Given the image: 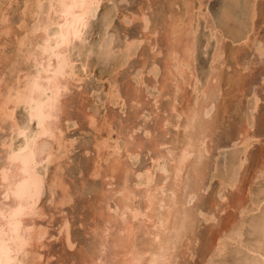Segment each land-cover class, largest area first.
Masks as SVG:
<instances>
[{"label":"rangeland","instance_id":"374dc122","mask_svg":"<svg viewBox=\"0 0 264 264\" xmlns=\"http://www.w3.org/2000/svg\"><path fill=\"white\" fill-rule=\"evenodd\" d=\"M35 1L28 0V3L34 5L32 3ZM41 1L43 5L37 14L26 13L24 15L22 9L24 0H0V7L3 8L6 5L7 8L5 10L7 21L0 24L2 33H0V77H2L1 82L4 85L10 83L15 77V72H8L13 66V60L20 65L19 69L29 67L24 62L23 54H20L17 50L18 39L24 36L25 29L22 27L25 24L27 28L39 32L38 27L46 17L45 8L47 6L44 4L45 0ZM223 1L208 0L204 5L200 4V0H101L97 12L90 18L81 37L75 41L80 43L83 40L86 45L81 52L82 57L84 54L86 55V52L88 54L85 61L86 73L81 72L80 60L76 59V71L79 72L80 70V73L84 75L77 82L68 79L69 83H67L61 96L62 103L57 119L60 123H58V126L62 130L59 134L62 150L59 148L56 151L57 153L55 152L58 156L57 160L54 159L55 162L53 160L44 168L46 170L45 184L38 201L41 214L33 218V223L45 232L38 243L39 245H32L38 251L40 257L35 262H28L29 264H89V262L93 263V258H99V261L101 260L100 262L103 264L107 262L112 250L110 247L112 245L111 240L119 226L118 219L112 217L117 210L107 209L108 206L113 208L117 197L120 196L119 191L117 192L116 189L123 186V184L131 187L136 194L133 203L137 206L141 205L143 202L141 191L146 190L144 188L146 184L140 183L137 185L138 178H135L136 174L150 167L152 168L153 164L165 165L168 163L167 167L170 170V159L173 158L171 156L173 154L175 156L181 145H183V142H181L183 128L179 125L178 127L175 126L174 122H177V124L179 122L183 123L189 115L188 110L191 109V113L193 109L191 106L194 105L193 95L195 94H193L192 83L190 82H193V80L189 72L196 73L199 84L205 86L208 85L210 70L212 71L211 65L216 66V72L219 71L217 79L211 84L213 85L212 102L214 105L211 113L213 116L215 115L214 127L210 129V137L207 138L206 142L209 153L205 158L204 178L199 181L202 188L199 187L197 194L187 204V207L200 209L203 213H207L206 215H211L209 218L213 219L212 222L210 219V221L205 220L200 214V219L198 215V219L193 221V224H196V222L197 224L196 226L192 224L187 234L188 239L190 238L187 242L188 247L193 251V256L190 257L186 254L182 259L187 261V264H200L208 258L207 251L209 246L211 247V244L215 243L218 231H222L225 236L232 234L231 230L238 222L235 204L237 205L238 201L248 202L246 185L250 183L248 181L252 179L256 166L264 156V56L258 55L254 49V45L259 40L260 43L264 44V0H256L258 11L253 23L254 29L250 32V38L253 37L254 39H250L242 47L239 46L240 43H233L229 38L219 39V30L216 33L212 29V21L217 24L220 21L219 16ZM198 2L202 7H199ZM107 7L110 8L112 13L111 22L105 28L103 13ZM124 14L128 15L131 21L128 20L129 22H127L128 18L122 21ZM129 14L132 15H130L132 18ZM141 15L146 17L145 27L142 18L139 17ZM189 18L192 19L191 25L188 23ZM23 19L24 22H21ZM5 23L9 28L6 29V32L2 30ZM171 30H175V32L173 33ZM102 36L110 41L114 51L113 57L111 56L109 60H104L102 56H99L97 50L89 52L88 49L89 44H97ZM125 41L127 42L125 43ZM130 41L134 44L130 45ZM129 45L131 48L135 45L131 49V55L119 64V57L125 55ZM216 53L219 56L216 57ZM174 55L176 57L181 55L179 58L186 57L189 61H187V65L189 64L190 71L188 68V70L186 69L184 81L176 82L174 76L168 74V70L171 68L170 58ZM77 58L80 59L81 56L78 55ZM150 65L154 70L157 69V71L155 70L156 73L151 71ZM10 78L11 80H8ZM176 84L179 86L177 90H175ZM108 85L112 87V90L115 88V91L111 92L107 100L105 95L110 88ZM253 92L258 93L260 101H258L256 109L252 111L254 117L251 118L252 128H250L245 115ZM171 103H174L175 106L172 110L171 107L169 108ZM15 112H18V114L14 113L17 120L20 119V122H18L22 125L27 124V114L23 106H18ZM247 113L251 112L247 111ZM164 118H168L170 122L164 123ZM0 126V165H2L4 162L3 144L9 136V130L1 120ZM34 126H36V123L35 120H32L30 128L34 129ZM243 130L248 131L249 135L253 137L248 149V159L238 172L237 187L233 189L221 188L223 186L220 184L219 177L228 175L227 172L230 168L228 165V168H226L223 163L224 160L231 159L233 146L219 150L216 149L219 147L215 145H230L231 140L234 141L238 136H241L237 132L242 133ZM102 137L106 139H102ZM98 139L100 140L98 141ZM13 140L14 142H12L16 145L21 141V137H15ZM70 140H72V143ZM101 140L104 141L103 143H107L105 145L101 144ZM97 142L106 149L102 151L103 147L96 144ZM108 142L111 146L107 145V147ZM113 143H116L115 146ZM67 146L70 148H67ZM112 146L118 150H115L117 153L112 152L114 150ZM99 154L103 157L101 158ZM111 155L113 156L112 159ZM215 155L217 156L215 157ZM192 157L193 154L189 156L188 161ZM214 164L215 166H213ZM59 167H61V170ZM226 170L228 171L226 172ZM152 172L153 182L151 181V183H171V172H163L153 168ZM164 175L167 177L163 179ZM53 176L59 178L61 187L49 185ZM218 185H220V188ZM253 187L255 191L256 187L254 185ZM52 190L55 191L52 192ZM222 193L225 198L220 196ZM62 195H66L67 198L64 203H60ZM259 195L257 194V196ZM162 210L163 207H160L159 211L163 212ZM143 216L139 215L137 219L133 220L134 224H141ZM249 216L251 217V214ZM231 222H233V229L230 226ZM104 226H108L109 229L105 231L106 227L104 228ZM66 230L72 241V246L66 244ZM110 231L112 233H109ZM253 232V226L248 223L245 224L242 231L243 242L251 243L254 237ZM140 233L143 234L141 230L136 233L138 244L143 239ZM225 236L223 238H226ZM102 241L105 242L107 247L101 251L98 246ZM225 241L228 243V239ZM98 250L99 253L97 254ZM244 254L245 252L236 248V245L228 244L223 255L213 256L212 258L221 259L222 264H235L239 262L235 260L245 258Z\"/></svg>","mask_w":264,"mask_h":264},{"label":"bare ground","instance_id":"6f19581e","mask_svg":"<svg viewBox=\"0 0 264 264\" xmlns=\"http://www.w3.org/2000/svg\"><path fill=\"white\" fill-rule=\"evenodd\" d=\"M207 1L208 0H200V4L205 5ZM32 4L34 5L29 4L28 0H24L22 8L24 15L26 13L32 15L37 14L41 9L40 7L43 5L41 0H36ZM44 4L47 5L45 8L46 17L39 24V32H36V30L34 29L27 28L25 24L22 27L25 29H22L24 30V36L18 39L17 50L18 52H20V54H23L24 62H26L29 67L27 66V69H19L20 65L18 63L16 64L15 60H13V66L10 71L8 70V72H15L14 79L10 83L8 82L9 84L6 83L7 85H4L2 84L3 82H1L2 77H0V120L7 125V128L9 130V136L3 144L4 162L2 163V165H0V264H27L28 262L37 261V258L40 257L38 251L35 250L33 246L39 245L38 243L44 236L45 231L34 225L33 218L41 214V210L38 208V201L43 193V187L45 184L44 180L46 170L44 168L48 163L53 162V160L58 157L56 156L55 152L59 148H61V138H59V134L62 130H60L61 128H59L58 126L59 122L57 119L62 103L61 96L63 90L67 86V83H69L68 79H71L72 82H77V80H81L82 75H84L80 73V70L81 72L83 71V73H86L85 61L87 58L86 55L88 54L86 52V55L84 54L83 57L81 54L83 48L86 47V45L84 44L83 40L82 42L80 41V43H76L75 41L81 37L84 29L88 25L90 18L93 17L97 12L98 8L100 7L101 0H45ZM256 6V0H224L219 16L220 21L218 22V24L212 21V29L216 31V33L219 30V39L225 40L229 38L233 43H242V45L239 44V46L242 47L243 44L248 43V41L253 38H250V32L254 29L253 23L258 11ZM1 7L0 24L7 21V13L5 11L7 10L6 5L3 8ZM199 7L202 6L199 5ZM111 13L112 12L110 8L107 7L104 9L103 14L105 17V28L111 22ZM130 15L131 14H129V16ZM141 16L139 17L142 18L145 27L146 17L144 16V18L143 16ZM125 19H127V22L131 21L129 20L128 15L124 14L122 21H124ZM21 22H24V19L21 20ZM188 23H190V25L192 24L191 18L188 19ZM7 26V23H5L4 27L2 28L4 32H6V29L8 28ZM28 32L30 34H27ZM171 32L174 33L175 30H171ZM77 33L79 35H77ZM252 41L254 42V40ZM259 41L256 45L253 44L254 49L256 50L258 55L264 56V44L260 43L261 41ZM126 42L127 41H125V43ZM131 42L132 41H130V45H133L134 43ZM130 45L129 47H127L125 55H122L120 57L116 56L120 58L119 64L123 63V61L131 55V49L135 45L132 48ZM88 49L89 52H95V50H97L99 56H102L104 60H109L111 56L113 57L114 51L110 45V41L108 39H105L103 36L100 38L97 44H89ZM172 51L174 50L172 49ZM78 55L81 56L80 59L77 58ZM217 56H219V54H217L216 57ZM179 57H176L175 55L171 56V68L168 70V74H172L176 79H174L176 82H179L181 80L184 81V74L187 68L190 71V68L188 67L189 64L187 65L188 59H186V57ZM76 59L80 60L79 72L76 71ZM211 68L212 71L209 68L211 73L208 79V85L205 86L199 84L196 73H194L193 71L189 72L193 80V82H190L192 83L191 88L194 92L193 94H195L193 95L194 98L192 97L194 99V105H190L191 108L193 107V109L190 113L191 109L189 108V115L185 118V121L182 120L183 123L179 122V124H177V122H174L175 126L178 127L179 125V127L181 126L183 128V137L180 136L183 145H181L175 156L174 154L171 156L173 158L170 159V170H168L169 168L167 167L168 163L165 165L153 164L152 166L153 169H159L163 172H171V183H151L153 179V172L151 167L147 170H143L142 172L137 173L135 177L138 178L136 181L137 185H139L140 183L146 184V187H144L146 188V190L141 191L143 202L138 206L133 203L136 194L131 187L123 184V186L116 189L117 192L119 191L120 196L117 197V201L114 204V207L111 208L108 206L107 209H112L114 211L117 210L114 216H110L118 219L119 226L117 227L116 233L111 240L112 245H110V247L112 248V250L111 254L109 255L110 257L108 258V260L104 258L105 260H107L105 264H187V261L182 259V257H185L186 254L190 257L193 256V251L189 249V245L187 243L190 239H188L187 234L190 231V227L193 224V221L198 218L200 219L201 214V216L204 217H202L203 219H210L212 222L213 218H209L211 215H206L207 213H203L200 209H191L187 207V204L193 199V197H195L197 191L199 190V181L204 178V169H206L205 158L209 153V147L207 146L206 142L207 138L210 137V129L214 127L215 115L213 116L211 113V110L214 107L212 102L213 85L211 84H213L212 82L217 79L219 71L216 72L215 65H211ZM150 69L152 72L154 71V73H156L155 70L157 71V69L154 70L151 65ZM8 80H11V78ZM109 87V91L105 95V99L107 100L109 99V95L111 94V92L115 91V88L112 90V87ZM178 88L179 86L176 84L175 90H177ZM257 94L258 93L253 92L252 98H248L250 102L248 101L249 106H247L245 116H247V123L249 124L250 128H252L251 118L254 117L252 111L256 109V107L258 106V101H260V97ZM173 104L171 103L169 106V108L171 107V110L175 108ZM18 106H23V108L26 110V120L28 122L26 120L25 121L27 122V124H20V119L17 120V118L15 117V114H18V112H15ZM17 111L19 110L17 109ZM247 111H250L251 113H247ZM176 116L178 117V114ZM32 120H35L36 123L34 129L30 128V123ZM254 120L255 119L253 118V121ZM168 121V118H164L163 122L165 123ZM91 122L93 121L91 120ZM213 129L212 132L214 133ZM237 133L241 136H236L237 138L234 141L230 139L232 141L230 145H215L219 147L216 148L219 150H224L233 146V149L231 150V159L228 161L224 160L223 163L226 168L229 167L230 169H228L229 171L226 170V172L228 171V175H226V177L224 175H221L219 177L220 184L221 186H223L221 188L233 189L237 187L238 172L240 169H242L241 167H243L245 161L248 159V149L251 145V140L253 139V137L249 135L248 131L246 130H243L242 133H240L239 131ZM15 137H21V141L18 142V144L16 143V145H14L13 143V138ZM103 138L106 139L105 137H102V139ZM72 140H70L71 143ZM99 140L100 139H98V141ZM100 142L104 145L105 143H107H103L104 141L102 140ZM96 144L100 143L97 142ZM109 144L110 143L108 142L106 146H111ZM210 144L212 145L211 142ZM67 148L70 147L67 146ZM112 148L114 149L113 146ZM95 149L97 150L96 147ZM103 149L106 148L103 147L102 151H104ZM64 150L65 149H63V151ZM115 150L118 151L117 149H114L112 152H116ZM98 153L102 154L101 152ZM191 154H193V157L188 161ZM216 156L217 155H215V157ZM96 157L98 158V156ZM112 157L113 156L111 155V159ZM56 160H54V162ZM113 160L116 161L115 159ZM215 164L213 166H215ZM262 165H264V156L260 159L258 166H256L255 173H253L254 175L252 179L248 181L250 183H247L248 185H246L248 202L246 201V203H242L241 201H238L237 205L235 204L237 209L236 215L238 214V222L234 226V229L232 227L233 222L230 223V226L233 229L231 230L232 234H228L227 236H225L222 231H218L215 238V243L211 244L212 246H209V250L207 251L209 254L207 256L208 258H206V260L203 262L200 261V264H222V260H218L215 257L223 255L227 249L228 244H234L236 245V248L241 249L245 252V258L243 260L242 258H240L239 260H235L239 261L235 264H264V175H261ZM60 168L61 167H59V169ZM205 171L207 172V170ZM141 177L144 178L142 179ZM165 177L167 176L164 175L163 179ZM60 183L61 182L59 178L57 176H53L49 185L61 187ZM253 185L256 187L255 191ZM218 186L220 188V185ZM201 188L202 186L200 187V189ZM205 189L207 190V188ZM53 191L55 190H52V192ZM257 194L260 195L257 196ZM66 195L61 196L60 203H64L67 201ZM220 196L222 198H225V195L223 193ZM160 207H163V212L159 211ZM249 214H251V217L249 216ZM139 215H144V218L141 224L135 225L133 220L137 219ZM198 215L199 217L197 218ZM246 219L248 220L246 221ZM247 223L254 228V237L251 243L243 242L242 231L244 225ZM196 224L193 225L196 226ZM105 227L106 226H104V228ZM108 229L109 227L107 226L105 228V231H107ZM138 230H141L143 233H140L142 235L141 238H143L140 241V244H138L139 242L137 243L136 241V233ZM109 233L112 232L110 231ZM223 236H225L226 238H223ZM226 239H228V243L227 241H225ZM65 240L68 246H72V241L69 238L67 230L65 231ZM98 247H100L99 250L102 251L107 246L105 242L102 241ZM99 250L98 252H96L97 254L99 253ZM213 256H215L214 258L216 260L212 258ZM100 261L99 258H93V263L89 262V264H103Z\"/></svg>","mask_w":264,"mask_h":264},{"label":"snow or ice","instance_id":"6c2138e0","mask_svg":"<svg viewBox=\"0 0 264 264\" xmlns=\"http://www.w3.org/2000/svg\"><path fill=\"white\" fill-rule=\"evenodd\" d=\"M145 23H147V20L145 21ZM77 35L79 34L77 33ZM261 175H264V165L261 166Z\"/></svg>","mask_w":264,"mask_h":264}]
</instances>
